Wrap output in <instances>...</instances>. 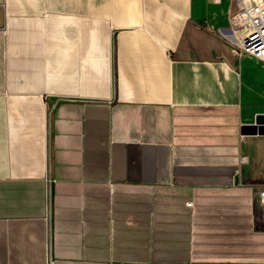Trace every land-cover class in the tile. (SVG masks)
<instances>
[{
	"label": "crops",
	"instance_id": "0c3cea01",
	"mask_svg": "<svg viewBox=\"0 0 264 264\" xmlns=\"http://www.w3.org/2000/svg\"><path fill=\"white\" fill-rule=\"evenodd\" d=\"M0 5V264H264L234 0Z\"/></svg>",
	"mask_w": 264,
	"mask_h": 264
},
{
	"label": "built area",
	"instance_id": "2783aa9c",
	"mask_svg": "<svg viewBox=\"0 0 264 264\" xmlns=\"http://www.w3.org/2000/svg\"><path fill=\"white\" fill-rule=\"evenodd\" d=\"M232 16L236 44L240 53L264 61V0H234ZM264 199V189L260 193Z\"/></svg>",
	"mask_w": 264,
	"mask_h": 264
},
{
	"label": "bare ground",
	"instance_id": "6f19581e",
	"mask_svg": "<svg viewBox=\"0 0 264 264\" xmlns=\"http://www.w3.org/2000/svg\"><path fill=\"white\" fill-rule=\"evenodd\" d=\"M2 3V0H0V4ZM1 6V5H0Z\"/></svg>",
	"mask_w": 264,
	"mask_h": 264
},
{
	"label": "water",
	"instance_id": "95a60500",
	"mask_svg": "<svg viewBox=\"0 0 264 264\" xmlns=\"http://www.w3.org/2000/svg\"><path fill=\"white\" fill-rule=\"evenodd\" d=\"M263 131H264V129H263Z\"/></svg>",
	"mask_w": 264,
	"mask_h": 264
}]
</instances>
